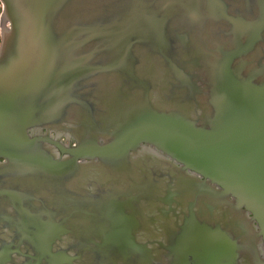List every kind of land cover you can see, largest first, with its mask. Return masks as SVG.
<instances>
[{"label":"water","instance_id":"1","mask_svg":"<svg viewBox=\"0 0 264 264\" xmlns=\"http://www.w3.org/2000/svg\"><path fill=\"white\" fill-rule=\"evenodd\" d=\"M3 3L0 215L16 206L17 189L67 183L81 159L116 165L147 144L205 179L180 187L189 210L167 248L169 263H237L228 232L239 231L216 217L221 200L232 198L243 232L263 247L254 264H264V81L243 73L264 57V0ZM63 126L77 130L69 133L77 146L53 138L50 129ZM45 127L44 136L29 133ZM47 144L69 157L57 159ZM18 223L20 232H0V264H11L1 244L11 233L18 251L33 242L44 250L46 233ZM100 233L104 246L142 251L128 232Z\"/></svg>","mask_w":264,"mask_h":264},{"label":"flooded vegetation","instance_id":"2","mask_svg":"<svg viewBox=\"0 0 264 264\" xmlns=\"http://www.w3.org/2000/svg\"><path fill=\"white\" fill-rule=\"evenodd\" d=\"M4 13V3L0 0V57L5 42ZM249 55L253 54L250 52ZM248 56L242 59L245 68L249 65ZM262 58L243 72L254 82H259L260 76L264 81ZM75 141L66 146H77ZM46 148L59 160L69 157L52 147ZM3 163L5 160L0 159V167ZM79 164L77 175L67 183H48L40 188L31 186L29 193L15 190L17 204L9 208L6 218L0 215V232H20L18 219L23 218L31 224V232L46 234L44 250L33 242L19 251L14 246L17 237L8 234L10 238H4L1 244L9 245V251L13 253L11 264H170L167 248L177 243L174 239L178 233L176 226L189 210V201H180L177 188L181 181L193 184L203 183L205 179L193 178L192 173H185L173 157L147 144L130 151L116 165H108L98 158L81 159ZM232 202V198L221 200L220 210ZM221 221L224 223V219ZM242 221L236 209L232 223L239 232H228L237 243L236 264H244L245 237L250 240L247 255L254 264L259 256L255 238L249 232H243ZM36 223L39 228L35 227ZM100 232H128L130 244L140 247L143 252L129 246L126 252L104 246Z\"/></svg>","mask_w":264,"mask_h":264},{"label":"bare ground","instance_id":"3","mask_svg":"<svg viewBox=\"0 0 264 264\" xmlns=\"http://www.w3.org/2000/svg\"><path fill=\"white\" fill-rule=\"evenodd\" d=\"M4 18H5V16H4ZM5 20V22H6V24H8V26L7 27H5L6 29H5V31H4V33H5V37L7 36V34H8V31H9V23L7 22V19L5 18L4 19ZM71 121H74L73 119H71ZM46 129L48 128V127H45ZM63 128V130L62 129H53L54 131H55V134H57V136L59 137V136H61L62 134H67V135H69V133L70 134H73L74 136L76 135V132H77V130H75V129H71V127H69V126H63L62 127ZM51 131H52V129H50ZM66 132V133H65ZM47 146H49V147H52V148H54L52 145H49V144H47L45 147H47ZM180 164V163H179ZM181 166H182V164H180ZM182 169V168H181ZM185 171V170H184ZM188 172H191L192 173V175H193V178H201L196 172H192L191 170H186L185 171V173H188ZM193 181H196V180H193ZM177 186V185H176ZM208 187L209 186H211L210 185V183H209V185H207ZM206 186V187H207ZM178 187V186H177ZM180 187H181V189H184V188H188V185L187 184H184V183H182V185H180ZM180 187H178L177 189L178 190H180ZM207 187V188H208ZM180 201L181 202H183V203H185V202H188V198L187 197H183L182 199H180ZM201 202H203V200L202 199H200L199 200V204H201ZM223 208V210L221 211V210H218L217 212H216V217H218L219 219H224V225H225V227H230L232 230H233V223H232V221H233V219H234V216L236 217V215L233 213V211L231 210V208H229L228 206H226L225 208H227V211L225 210V208L224 207H222ZM194 212L196 213L197 212V208H195L194 209ZM225 212V213H224ZM233 216V217H232ZM230 217H232V218H230ZM243 263L244 264H252V262H251V260H250V258L248 257V255L247 254H245L244 255V258H243Z\"/></svg>","mask_w":264,"mask_h":264},{"label":"rangeland","instance_id":"4","mask_svg":"<svg viewBox=\"0 0 264 264\" xmlns=\"http://www.w3.org/2000/svg\"><path fill=\"white\" fill-rule=\"evenodd\" d=\"M8 24H6L5 20L3 22V28L2 31H5V27H7ZM91 100V99H89ZM48 131H46L45 129H34V130H30L29 133L31 134V136H44L47 134ZM51 135L53 136L54 139H59L61 142H63L65 145H72L74 143H76L75 138L70 136V135H61V136H57V134H55L54 132H51ZM249 216V215H248ZM250 217V216H249ZM249 226V225H248ZM253 226H256V224H254ZM247 229L250 231V226L247 227ZM251 234V236L253 235V232H249ZM246 242V241H245ZM248 242V241H247ZM250 242V240H249ZM250 246V245H249ZM256 248L258 250V254L261 256V254L263 253V247L262 245H256ZM248 253V252H247Z\"/></svg>","mask_w":264,"mask_h":264}]
</instances>
